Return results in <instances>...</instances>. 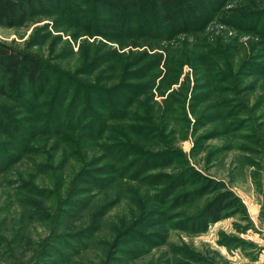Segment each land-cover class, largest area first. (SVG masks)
Wrapping results in <instances>:
<instances>
[{
	"label": "rangeland",
	"instance_id": "1",
	"mask_svg": "<svg viewBox=\"0 0 264 264\" xmlns=\"http://www.w3.org/2000/svg\"><path fill=\"white\" fill-rule=\"evenodd\" d=\"M107 1L0 23L48 73L0 98V264H264V0L170 36ZM226 189L241 207L207 218Z\"/></svg>",
	"mask_w": 264,
	"mask_h": 264
},
{
	"label": "trees",
	"instance_id": "2",
	"mask_svg": "<svg viewBox=\"0 0 264 264\" xmlns=\"http://www.w3.org/2000/svg\"><path fill=\"white\" fill-rule=\"evenodd\" d=\"M46 1L53 3L54 0H0V23L8 27L21 26L42 8ZM208 1L110 0L105 3L115 9L124 25H132L130 16L138 13L142 23L151 26L155 19L154 26L163 34L166 33L165 36H170L180 30L189 29L190 17L193 14H201ZM47 76L44 64L35 54L19 50L0 40V98H18L27 88L33 93L40 92L45 87ZM3 114H0V130L7 132L14 121L9 114H5L7 123H4ZM234 207H241L239 199L233 191L226 189L216 194L204 211L207 218L219 219L225 215L223 211Z\"/></svg>",
	"mask_w": 264,
	"mask_h": 264
}]
</instances>
